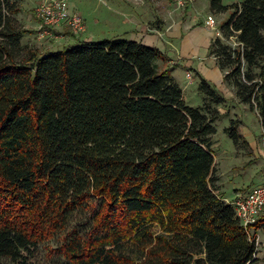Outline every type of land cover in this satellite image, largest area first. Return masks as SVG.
Masks as SVG:
<instances>
[{"label": "trees", "instance_id": "1", "mask_svg": "<svg viewBox=\"0 0 264 264\" xmlns=\"http://www.w3.org/2000/svg\"><path fill=\"white\" fill-rule=\"evenodd\" d=\"M20 4L0 0V261L27 264L97 199L96 237L56 251L68 264H253L254 235L214 189L212 107L223 97L196 74L203 104L187 106L158 69L162 53L132 40L28 50L16 62ZM209 11L231 13L207 54L264 129V0H210ZM237 125L226 131L247 146Z\"/></svg>", "mask_w": 264, "mask_h": 264}, {"label": "rangeland", "instance_id": "2", "mask_svg": "<svg viewBox=\"0 0 264 264\" xmlns=\"http://www.w3.org/2000/svg\"><path fill=\"white\" fill-rule=\"evenodd\" d=\"M40 1L24 0L23 3L21 0L20 13L13 19V27L24 32L19 48L13 53L16 62L25 59L28 50H34L42 55L72 47L80 41L99 43L131 40L134 32L133 21L145 24L147 33L153 31L155 33V31L163 30L165 23L162 19L166 18L170 22L172 16L180 17L189 7L188 5L184 9H178L174 0H65L67 6H71L72 12L83 20L85 31L75 38L66 29L67 33L61 34L62 38H47L38 41L35 35L37 22L34 18V10ZM241 1L221 0V3L228 6L227 4H237ZM209 5L210 0L206 9H200L199 17L206 16ZM226 13L228 18L231 11ZM210 14L214 17L218 15L211 12ZM225 45L234 49L237 43L232 38ZM185 82L183 81L182 85ZM207 82L223 97L225 102L212 107L218 112V119L213 124L215 132L210 138L217 179L214 189L217 195L226 196L227 200L231 201L234 195H247L264 179V162L260 156L264 151V129L259 122L256 110H250L247 106L240 104L234 98L231 87L225 85L223 80L221 85ZM198 89V79L186 87L183 99L187 106L196 108L203 104L204 96L199 93ZM231 121L238 122L235 131L242 135L246 143L248 139L251 145L247 143L245 146L233 141L226 131ZM98 206L99 200L92 199L86 208L70 216L65 227L57 231L51 239L38 243L30 249V253L26 256L27 264H68L56 251L65 246L75 235L83 239L96 237L92 229V217ZM262 219L260 228H251L249 231L250 235L255 237L256 254L253 264H264V216ZM0 264L8 263L0 261Z\"/></svg>", "mask_w": 264, "mask_h": 264}, {"label": "crops", "instance_id": "3", "mask_svg": "<svg viewBox=\"0 0 264 264\" xmlns=\"http://www.w3.org/2000/svg\"><path fill=\"white\" fill-rule=\"evenodd\" d=\"M208 4L209 0H194L180 17L172 16L170 22L166 18L162 19L165 23L163 30L155 31V33L154 31L147 33L146 25L142 22L133 21L132 24L134 32L131 40L146 47L156 48L162 53L164 59L156 62L158 69L170 71L171 77L181 88L182 94L187 86L197 81L196 74L216 85L222 84L223 74L214 58L207 54L214 35L204 26V20L211 14L208 11L206 16H198L200 9H206ZM68 8L72 12L71 6ZM214 18L219 27L227 19V13L215 15ZM66 29L65 26L57 27L53 38H62L61 34L67 33ZM183 81H186L184 85H182ZM247 143L252 144L248 139ZM239 196L234 195L231 201ZM223 197L225 201H228L226 196Z\"/></svg>", "mask_w": 264, "mask_h": 264}, {"label": "built area", "instance_id": "4", "mask_svg": "<svg viewBox=\"0 0 264 264\" xmlns=\"http://www.w3.org/2000/svg\"><path fill=\"white\" fill-rule=\"evenodd\" d=\"M174 1L178 9H184L193 2V0ZM34 18L37 22L35 35L38 41L53 38L54 30L59 26H65L69 32L76 36L85 31L83 20L77 14L70 12L65 0H41L34 10ZM204 26L213 33L214 39H222L216 20L212 15L205 18ZM260 156L264 162V151ZM226 202L233 207L240 225L248 231L264 214V180L247 195Z\"/></svg>", "mask_w": 264, "mask_h": 264}]
</instances>
